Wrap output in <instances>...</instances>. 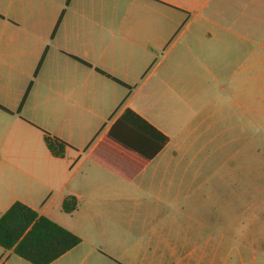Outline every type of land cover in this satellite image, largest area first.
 <instances>
[{
	"label": "crops",
	"instance_id": "obj_1",
	"mask_svg": "<svg viewBox=\"0 0 264 264\" xmlns=\"http://www.w3.org/2000/svg\"><path fill=\"white\" fill-rule=\"evenodd\" d=\"M263 64L264 0H0V219L21 203L81 239L51 264H203L185 147L205 116L235 129L208 97L239 107Z\"/></svg>",
	"mask_w": 264,
	"mask_h": 264
},
{
	"label": "rangeland",
	"instance_id": "obj_2",
	"mask_svg": "<svg viewBox=\"0 0 264 264\" xmlns=\"http://www.w3.org/2000/svg\"><path fill=\"white\" fill-rule=\"evenodd\" d=\"M263 66L257 67L255 90L241 86L239 107L235 95L208 97L233 105L235 129L226 122L214 127L205 116L202 135L185 147L191 165L202 168V184L192 189L201 202L190 207L186 224L203 233V264H264Z\"/></svg>",
	"mask_w": 264,
	"mask_h": 264
},
{
	"label": "trees",
	"instance_id": "obj_3",
	"mask_svg": "<svg viewBox=\"0 0 264 264\" xmlns=\"http://www.w3.org/2000/svg\"><path fill=\"white\" fill-rule=\"evenodd\" d=\"M133 114L128 111L124 119ZM160 146L168 138L159 134ZM45 143L53 157L63 158L69 146L59 139L44 134ZM78 208V200L69 197L64 200L62 210L72 214ZM81 239L47 217L24 204H14L0 219V247L13 252L31 264H51L77 247Z\"/></svg>",
	"mask_w": 264,
	"mask_h": 264
}]
</instances>
